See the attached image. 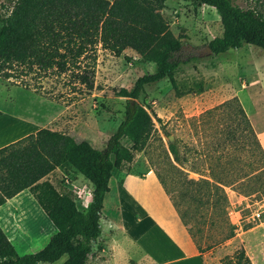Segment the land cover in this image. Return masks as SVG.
Returning a JSON list of instances; mask_svg holds the SVG:
<instances>
[{
    "label": "rangeland",
    "instance_id": "rangeland-1",
    "mask_svg": "<svg viewBox=\"0 0 264 264\" xmlns=\"http://www.w3.org/2000/svg\"><path fill=\"white\" fill-rule=\"evenodd\" d=\"M234 1L244 8L254 5V0ZM13 3L14 0H0V16H6ZM161 13L174 36H180L185 46L176 53L181 62L175 72L176 88L164 78L146 85L136 100L154 114V131L147 146L135 151L130 162L113 172L112 190L104 200V210L109 213V198L115 195L118 201L124 198L123 192L118 193L115 188L120 177L126 173L157 172L180 203L179 207L187 213L192 227L200 228L196 237L204 247L220 238L222 217L214 208L198 207L188 196L181 198L180 192L194 187L187 185V179L221 180L228 198L225 216L236 227L235 235L214 244L203 253L204 258L212 264H221V260L226 262L232 257L235 261V252L243 247L252 264H264V166L252 176H243L251 174L247 163L250 152L232 145L228 139L231 111L219 110L213 116L205 114L236 97L264 151V51L244 44L238 49L199 57L188 44L200 48L222 34L218 11L208 5L195 6L191 1L168 0ZM84 61L94 70L93 88L89 91L81 92L70 86V74L45 77L38 90L0 78V133L20 138L47 127L67 133L77 141L86 140L98 149L105 148L125 118L127 98L118 95V91L131 88L139 76L153 72L154 63L143 60L130 48L114 56L100 47L95 51V60ZM121 142L131 146L126 136ZM171 143L178 148L179 162L174 161L169 150ZM211 169L214 172L210 173ZM43 179L49 180L59 192L69 193L79 209L87 206L92 185L78 172L58 168ZM155 195L159 196L156 191ZM120 205L127 210L125 200ZM255 210L262 212L261 219H252ZM7 213L12 218H7L10 222L3 231L19 255L40 250L55 232L54 225L28 190L13 199ZM13 226L17 228L15 235L10 233ZM103 236H108V229ZM94 262L92 259L88 264Z\"/></svg>",
    "mask_w": 264,
    "mask_h": 264
},
{
    "label": "trees",
    "instance_id": "trees-1",
    "mask_svg": "<svg viewBox=\"0 0 264 264\" xmlns=\"http://www.w3.org/2000/svg\"><path fill=\"white\" fill-rule=\"evenodd\" d=\"M183 1H191L195 6L207 4L218 11L222 34L208 42L213 54L238 49L244 44L264 51V0H254V5L246 8L234 0ZM164 2L14 0L11 11L0 16V78L14 80L26 88L33 86L38 90L43 78L70 74V86L81 92L91 90L94 70L84 60H95L98 47L114 56L130 48L143 60L154 63L153 72L139 76L131 88L118 91V95L127 98L125 118L102 150L86 140L77 141L67 133L47 127L0 147V205L27 189L55 227L44 247L24 255L16 252L0 227V264L52 263L63 255L67 257L61 264H88L99 256L103 248L100 218L104 196L110 190L109 180L115 170L133 159L135 151L147 146L154 131V114L136 100L146 85L164 78L176 88L175 72L181 63L176 53L182 42L180 36H174L161 13ZM226 109L231 111L232 122L228 126V139L232 145L250 152L247 163L251 174L243 176H252L264 166V151L238 99L226 100L205 114L213 116ZM124 136L131 141L130 147L121 142ZM169 150L174 161L179 162L176 144H169ZM65 167L82 174L92 185L84 209L77 207L69 193L59 192L49 180L43 179L55 169ZM174 168L184 173L175 165ZM155 174L200 255L235 235L236 227L225 216L228 198L224 182L187 179V185L194 187L180 192L181 198L188 196L198 207L214 208L222 217L220 238L202 247L196 237L200 228L192 227L163 178ZM118 181L122 183L123 176ZM233 258L221 260V264H252L243 247L235 252V261Z\"/></svg>",
    "mask_w": 264,
    "mask_h": 264
},
{
    "label": "crops",
    "instance_id": "crops-1",
    "mask_svg": "<svg viewBox=\"0 0 264 264\" xmlns=\"http://www.w3.org/2000/svg\"><path fill=\"white\" fill-rule=\"evenodd\" d=\"M167 1L165 0L164 3ZM17 139H19L17 135L0 133V147ZM111 185L110 178V190L105 194L103 204L112 190ZM115 186L119 190L118 193L123 192L124 198L121 201H118L117 195L109 198L111 206L108 209L109 213L104 210V207L102 208L104 212H101L100 218V239H103V243H101L103 248L96 258L97 263L212 264L204 258L203 254H199L195 243L153 171H148L142 176L126 173L123 176V182ZM155 191L161 198L155 195ZM21 192L6 199L0 205V227L2 230L5 229L4 225L7 226V222H10L7 218L10 220L12 218L7 213V209ZM124 200L127 210L120 205ZM14 210L17 211V206L14 207ZM15 227L13 226L10 230L13 235L16 234L15 229L17 228ZM105 229H108L107 237L103 236ZM66 257L67 255H63L57 261L61 259L64 261Z\"/></svg>",
    "mask_w": 264,
    "mask_h": 264
},
{
    "label": "water",
    "instance_id": "water-1",
    "mask_svg": "<svg viewBox=\"0 0 264 264\" xmlns=\"http://www.w3.org/2000/svg\"><path fill=\"white\" fill-rule=\"evenodd\" d=\"M184 44L181 45V48H184ZM188 48L190 49H194L197 53V56L199 57H203L205 55H210V54H213V50L211 49V47L206 44L205 46L203 47H200V48H193V46L191 44H188Z\"/></svg>",
    "mask_w": 264,
    "mask_h": 264
},
{
    "label": "built area",
    "instance_id": "built-area-1",
    "mask_svg": "<svg viewBox=\"0 0 264 264\" xmlns=\"http://www.w3.org/2000/svg\"><path fill=\"white\" fill-rule=\"evenodd\" d=\"M252 219H261L262 217V212H260L259 210H255L252 212V215H251Z\"/></svg>",
    "mask_w": 264,
    "mask_h": 264
}]
</instances>
